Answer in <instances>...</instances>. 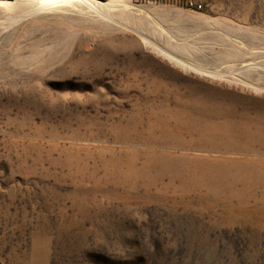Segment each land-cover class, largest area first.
<instances>
[{"label":"rangeland","instance_id":"obj_1","mask_svg":"<svg viewBox=\"0 0 264 264\" xmlns=\"http://www.w3.org/2000/svg\"><path fill=\"white\" fill-rule=\"evenodd\" d=\"M0 264H264V0H0Z\"/></svg>","mask_w":264,"mask_h":264},{"label":"bare ground","instance_id":"obj_2","mask_svg":"<svg viewBox=\"0 0 264 264\" xmlns=\"http://www.w3.org/2000/svg\"><path fill=\"white\" fill-rule=\"evenodd\" d=\"M46 2H49V3H55V2H59V1H63V0H45ZM79 1H83V2H89V0H79ZM143 35V34H142ZM167 55V54H166ZM169 56V55H168ZM168 58H170L171 60L173 59V60H175L174 58H172V57H168ZM177 61V60H176ZM194 66V65H193Z\"/></svg>","mask_w":264,"mask_h":264}]
</instances>
